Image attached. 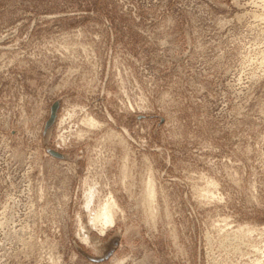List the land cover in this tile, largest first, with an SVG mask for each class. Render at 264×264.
I'll return each instance as SVG.
<instances>
[{
    "label": "rangeland",
    "instance_id": "374dc122",
    "mask_svg": "<svg viewBox=\"0 0 264 264\" xmlns=\"http://www.w3.org/2000/svg\"><path fill=\"white\" fill-rule=\"evenodd\" d=\"M0 264H264V0H0Z\"/></svg>",
    "mask_w": 264,
    "mask_h": 264
},
{
    "label": "bare ground",
    "instance_id": "6f19581e",
    "mask_svg": "<svg viewBox=\"0 0 264 264\" xmlns=\"http://www.w3.org/2000/svg\"><path fill=\"white\" fill-rule=\"evenodd\" d=\"M152 182H153V180L151 182H149V185H148V189H149V193H148L149 194V200H151V201H153L155 199V195H156L155 194V191H154V185H153L154 183H152ZM113 216H112V212H111L110 205L109 204H106L105 206H103V209L101 210V212H99V214L97 216V220L99 221V223H102L101 225L105 229L108 226L113 225V222H114V217Z\"/></svg>",
    "mask_w": 264,
    "mask_h": 264
}]
</instances>
